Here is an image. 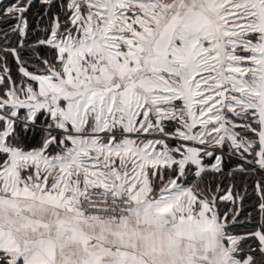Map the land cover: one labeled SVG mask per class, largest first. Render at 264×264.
Wrapping results in <instances>:
<instances>
[{"label":"snow or ice","instance_id":"1","mask_svg":"<svg viewBox=\"0 0 264 264\" xmlns=\"http://www.w3.org/2000/svg\"><path fill=\"white\" fill-rule=\"evenodd\" d=\"M0 264H264V0H0Z\"/></svg>","mask_w":264,"mask_h":264}]
</instances>
